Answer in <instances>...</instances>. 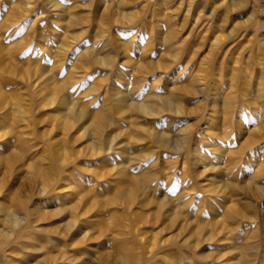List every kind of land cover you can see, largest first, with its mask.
Segmentation results:
<instances>
[{"label":"rangeland","instance_id":"obj_1","mask_svg":"<svg viewBox=\"0 0 264 264\" xmlns=\"http://www.w3.org/2000/svg\"><path fill=\"white\" fill-rule=\"evenodd\" d=\"M262 144L264 0H0L1 264H264Z\"/></svg>","mask_w":264,"mask_h":264},{"label":"bare ground","instance_id":"obj_2","mask_svg":"<svg viewBox=\"0 0 264 264\" xmlns=\"http://www.w3.org/2000/svg\"><path fill=\"white\" fill-rule=\"evenodd\" d=\"M198 18V17H197ZM216 40V39H215ZM168 98V97H167ZM164 99V98H163ZM166 99V98H165ZM169 99V98H168ZM171 99V98H170ZM170 99H169V101H170ZM164 101H166V100H164ZM172 102V101H171ZM173 104V103H172ZM145 107H147V106H145ZM144 112V111H143ZM77 114V113H76ZM65 117V116H64ZM66 118V117H65ZM66 120H68V119H65V121ZM67 122V121H66ZM170 127V126H169ZM162 137V136H161ZM218 146V145H217ZM66 151V150H65ZM67 152V151H66ZM229 186V185H228ZM4 220L6 221V224L8 225V226H5L6 228H4L3 227V229H2V231H0V237H2V238H4L3 236H8L9 234L11 235L13 232H14V229H13V227L11 226L12 224H14V226L16 225V224H18L19 222V219L17 218V216L15 215V214H12V215H9V213L8 214H5V216H4ZM252 246V245H251ZM4 259V256L2 255L1 257H0V264L2 263L1 261ZM4 261H5V259H4ZM32 264H41V263H32Z\"/></svg>","mask_w":264,"mask_h":264},{"label":"snow or ice","instance_id":"obj_3","mask_svg":"<svg viewBox=\"0 0 264 264\" xmlns=\"http://www.w3.org/2000/svg\"><path fill=\"white\" fill-rule=\"evenodd\" d=\"M30 22V21H29ZM261 149H264V144L260 145L259 146Z\"/></svg>","mask_w":264,"mask_h":264}]
</instances>
